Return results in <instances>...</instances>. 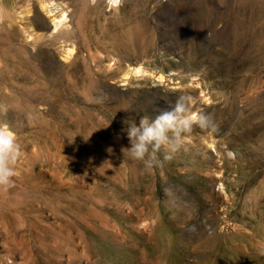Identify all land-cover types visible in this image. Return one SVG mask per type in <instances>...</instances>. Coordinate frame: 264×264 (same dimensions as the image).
I'll return each mask as SVG.
<instances>
[{"label":"rangeland","instance_id":"obj_1","mask_svg":"<svg viewBox=\"0 0 264 264\" xmlns=\"http://www.w3.org/2000/svg\"><path fill=\"white\" fill-rule=\"evenodd\" d=\"M179 96L217 130L147 171ZM0 126V264H264V0H0Z\"/></svg>","mask_w":264,"mask_h":264},{"label":"clouds","instance_id":"obj_2","mask_svg":"<svg viewBox=\"0 0 264 264\" xmlns=\"http://www.w3.org/2000/svg\"><path fill=\"white\" fill-rule=\"evenodd\" d=\"M192 97L179 96L168 102L167 108L160 110L154 118L141 116L139 122L132 120L124 129L130 147L126 148L133 160L141 161L147 171L159 166L158 153L165 149V160H171L183 144L184 134L190 133L193 125L215 132L217 125L211 114L202 110L193 111ZM125 149H122V151ZM21 154L15 135L5 126H0V189L14 186L15 163Z\"/></svg>","mask_w":264,"mask_h":264},{"label":"bare ground","instance_id":"obj_3","mask_svg":"<svg viewBox=\"0 0 264 264\" xmlns=\"http://www.w3.org/2000/svg\"><path fill=\"white\" fill-rule=\"evenodd\" d=\"M62 16V15H61ZM66 19V16H65V14H63V16L60 18V19H58V21H57V23H60L61 24V22L62 21H64ZM59 25V24H58ZM140 69H138V71H139Z\"/></svg>","mask_w":264,"mask_h":264}]
</instances>
